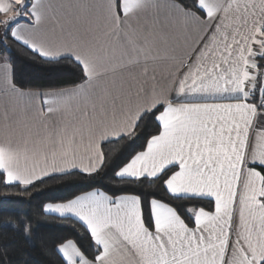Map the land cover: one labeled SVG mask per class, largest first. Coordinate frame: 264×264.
<instances>
[{"label":"snow or ice","instance_id":"1","mask_svg":"<svg viewBox=\"0 0 264 264\" xmlns=\"http://www.w3.org/2000/svg\"><path fill=\"white\" fill-rule=\"evenodd\" d=\"M210 2L219 9L228 7L236 0ZM257 3L264 4V0H247L245 6L254 8ZM50 8L51 0L48 3L45 0H19L14 8L12 0H0V11L7 9L15 12L12 19H0V26L4 27L0 46L9 54L8 58L0 60V65L5 72L4 86L13 94L16 90L23 91L14 83V69L13 79L9 80L7 77L13 63L6 43L9 36L12 43L45 63H58L63 58L62 55L48 50L55 42L54 27H49ZM201 12L207 17V13L203 10ZM219 21L220 16L217 15L213 30ZM259 30L264 33V27ZM203 46L202 41L198 47ZM253 50L257 61L254 66L260 69L264 67L260 63L264 61V46L254 45ZM210 56L211 53L205 59ZM194 59V56L190 57L188 65ZM188 65L181 68L179 79L173 85L177 103L181 102L184 95L200 94L209 87L208 81H211L212 86L219 85L223 102L221 106L204 111L185 112L170 105L168 112L160 116L164 111V104L160 103L155 108H145L134 122L115 115H100L88 124L85 134L80 137L83 149L88 153L86 165L76 163L75 147L60 141L56 147L63 149L67 155L61 156L59 163L64 165L70 159L71 167L55 166L56 147H53L51 152L42 156L43 163H51L53 167L35 179H25L22 173L38 167L36 159L10 146L0 145V178L8 185L18 183L35 186V182L44 177H63L73 174L74 171L93 175L104 167L103 145L119 143L123 139L135 141L140 135L138 130L144 116L149 115L155 121L156 132L144 137L141 149L132 153L116 169V177L134 182L167 177L164 181L165 191L173 198L196 195L169 189L168 179L175 173H180L174 181L180 186L199 183L206 189L217 190L214 195H198V198L211 205L210 208L201 206L186 210L187 218L179 211L176 212L187 231L177 228L168 218L165 209L157 213L154 207L156 197L150 196L145 202L142 193L117 196L103 191H88L74 196L70 201L61 202L79 209L80 215L84 217L80 222L90 233L91 246L94 249V256L89 258L73 240L62 241L56 248L61 264H264V84L246 81L240 90L237 82L232 81V91L228 92L231 76L225 75L221 79L219 75H212L222 65L205 68L204 76H201L202 66L193 68L191 79L187 78ZM80 67L83 74V64ZM88 81L89 76L84 74L81 83ZM256 81H260L259 75L256 76ZM193 89L196 91L193 92ZM47 100L49 103H63L64 97L52 95ZM113 137L117 139L113 141ZM154 137H160V140H155ZM71 140L72 145L77 143L75 137ZM93 149H99V167H96L95 158L90 154ZM162 152H175L176 159L161 171L155 172L156 157L153 153ZM145 153L148 155H144ZM253 170L259 174L258 177L254 176ZM150 172L154 174L150 176ZM232 182L235 183V195L231 191ZM242 184L250 190V194L243 197L240 196ZM220 189L224 190L227 197H232L230 206L225 207L226 196ZM253 189L260 191H251ZM241 200L243 203L238 211L237 203ZM159 203L167 205L166 201ZM43 212L61 217L76 215L71 207L57 208L51 204L45 205ZM222 235L227 236L223 243ZM68 244H72L77 253L71 259L66 247Z\"/></svg>","mask_w":264,"mask_h":264},{"label":"crops","instance_id":"2","mask_svg":"<svg viewBox=\"0 0 264 264\" xmlns=\"http://www.w3.org/2000/svg\"><path fill=\"white\" fill-rule=\"evenodd\" d=\"M246 3L247 0H236L228 7L218 9L210 0H198L197 8L208 14L205 17L169 0H51L49 27H54L55 42L48 50L83 64L89 81L66 90H16L13 94L4 86L5 72L0 65V145L10 146L36 159L38 167L22 173L25 179H35L53 167L51 163L44 164L42 156L51 152L60 141L75 147L76 163L86 165L88 153L84 151L80 137L85 134L88 124L100 115H115L134 122L145 108H155L160 103L164 104L160 116L168 112L170 105L185 112L221 106L219 85L212 86L211 81L200 94L184 95L179 103L174 98L176 90L173 85L179 79L181 68L188 65L193 56L194 62L188 65L189 79L193 77V68L202 66L200 71L204 76L205 68L219 64L222 67L212 75H219L221 79L225 75L231 76L228 92L232 91V81L237 82L240 90L246 81L256 82L259 69L254 66L257 61L253 46L261 47L264 39V33L259 30L264 27V4L257 3L250 8L245 6ZM10 12L5 9L0 15L7 16ZM217 15L220 21L213 30ZM202 41L204 46L198 47ZM209 53L211 56L205 59ZM3 59L5 57L0 56V60ZM7 77L11 80L10 67ZM52 95L63 96L64 102L49 103L47 99ZM72 137L77 140L75 145H72ZM154 139L160 140V137ZM90 154L99 167V149H93ZM64 155L67 153L56 147V167H71L70 159L64 165L59 163ZM153 155L156 157L155 172L176 159L175 152ZM253 172L258 177L259 174ZM153 174L149 173L150 176ZM179 175L175 173L168 179L169 189L196 194L182 197L198 198L201 193L214 195L217 191L206 189L199 183L180 186L174 182ZM219 191L226 196L225 207L230 206L232 197H227L223 189ZM231 191L235 195L234 182ZM248 194L250 190L242 184L240 196ZM242 203L243 200L237 203L238 211ZM51 205L65 209L71 207L76 212L75 216L63 217L78 222L84 219L75 206ZM154 207L158 214L165 209L177 228L187 231L172 208L158 201ZM226 240L227 236L222 235L221 243ZM66 247L70 259L77 255L72 244Z\"/></svg>","mask_w":264,"mask_h":264},{"label":"trees","instance_id":"3","mask_svg":"<svg viewBox=\"0 0 264 264\" xmlns=\"http://www.w3.org/2000/svg\"><path fill=\"white\" fill-rule=\"evenodd\" d=\"M169 1L203 16L197 8L198 0ZM12 5L14 8V1ZM14 15L15 12H10L7 16L13 18ZM6 43L13 62L10 66L11 80L14 69V83L18 89L60 91L82 84L85 72L82 74L80 64L74 59L63 57L58 63H45L12 43L10 36ZM0 56L9 57L3 46H0ZM260 63L264 65V61ZM263 69L264 67L258 71ZM138 131L140 135L135 141L123 139L119 143L103 145L104 167L96 174L87 175L74 171L73 174L63 177H46L35 182V186L8 185L0 178V264H61V257L56 248L60 242L68 239L73 240L89 258L93 257L90 234L80 222L71 217H59L43 212V207L47 204H61L88 191H103L117 196L142 193L145 202L150 196H154L158 202L166 201L167 205H172L170 208L175 212L179 211L185 218L186 210L198 209L201 206L210 208L211 205L200 198L170 196L165 191L164 181L167 177L135 182L123 181L116 177V169L132 153L141 149L144 137L156 132L154 119L145 115Z\"/></svg>","mask_w":264,"mask_h":264},{"label":"rangeland","instance_id":"4","mask_svg":"<svg viewBox=\"0 0 264 264\" xmlns=\"http://www.w3.org/2000/svg\"><path fill=\"white\" fill-rule=\"evenodd\" d=\"M15 2V6L19 3V0H14ZM11 12H14V11H11ZM10 16H1L0 19H12V18H9ZM4 27L3 26H0V38L3 37V34H4ZM3 31V32H2Z\"/></svg>","mask_w":264,"mask_h":264},{"label":"built area","instance_id":"5","mask_svg":"<svg viewBox=\"0 0 264 264\" xmlns=\"http://www.w3.org/2000/svg\"><path fill=\"white\" fill-rule=\"evenodd\" d=\"M262 46H264V39L262 41ZM257 75L260 76V83L264 84V69L262 71H258Z\"/></svg>","mask_w":264,"mask_h":264}]
</instances>
